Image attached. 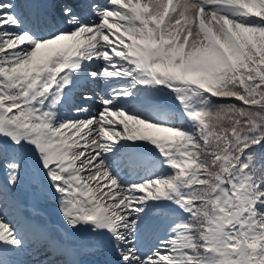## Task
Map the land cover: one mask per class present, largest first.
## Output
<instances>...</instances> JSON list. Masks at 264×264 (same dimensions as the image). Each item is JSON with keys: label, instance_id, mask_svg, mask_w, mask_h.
Instances as JSON below:
<instances>
[{"label": "snow or ice", "instance_id": "obj_1", "mask_svg": "<svg viewBox=\"0 0 264 264\" xmlns=\"http://www.w3.org/2000/svg\"><path fill=\"white\" fill-rule=\"evenodd\" d=\"M0 264H264V0H0Z\"/></svg>", "mask_w": 264, "mask_h": 264}]
</instances>
